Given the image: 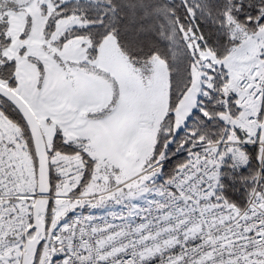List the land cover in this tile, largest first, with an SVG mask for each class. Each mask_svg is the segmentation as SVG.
Masks as SVG:
<instances>
[{
    "label": "snow or ice",
    "instance_id": "1",
    "mask_svg": "<svg viewBox=\"0 0 264 264\" xmlns=\"http://www.w3.org/2000/svg\"><path fill=\"white\" fill-rule=\"evenodd\" d=\"M0 264H264V0H0Z\"/></svg>",
    "mask_w": 264,
    "mask_h": 264
}]
</instances>
